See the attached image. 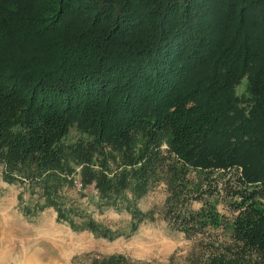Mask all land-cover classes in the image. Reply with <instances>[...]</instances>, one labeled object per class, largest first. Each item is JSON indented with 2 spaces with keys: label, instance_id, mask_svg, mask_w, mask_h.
Returning a JSON list of instances; mask_svg holds the SVG:
<instances>
[{
  "label": "trees",
  "instance_id": "obj_1",
  "mask_svg": "<svg viewBox=\"0 0 264 264\" xmlns=\"http://www.w3.org/2000/svg\"><path fill=\"white\" fill-rule=\"evenodd\" d=\"M197 5L210 7L205 19ZM176 10L177 0H0V155L14 158L13 177L41 181L39 210L55 202L59 217L107 239L133 232L135 201L156 172L169 190H181L190 170L200 179L235 174L229 240L201 237L184 260L264 264V0H181L180 27L168 20ZM152 24L155 32L138 39ZM71 128L81 135L67 144ZM163 143L171 162L148 174ZM107 155L120 156L112 177ZM76 169L85 186L96 185L99 206L124 203L127 229L83 223L60 189L74 185ZM182 199L166 202L179 228L221 226L213 200L183 210ZM206 244L218 248L204 261ZM84 264L137 262L113 254Z\"/></svg>",
  "mask_w": 264,
  "mask_h": 264
},
{
  "label": "rangeland",
  "instance_id": "obj_2",
  "mask_svg": "<svg viewBox=\"0 0 264 264\" xmlns=\"http://www.w3.org/2000/svg\"><path fill=\"white\" fill-rule=\"evenodd\" d=\"M180 2L181 0H177V10L168 19L175 24L174 27H180L183 23L181 11L178 10ZM166 8V1L160 9L152 8L155 10L153 11L155 15L152 18L160 17L161 19L163 17L161 13ZM193 8L205 10L206 12L202 13L204 19L205 14L210 11L208 9L210 7L199 5L193 6ZM173 9L174 5L169 12H173ZM152 10L146 11L145 7L142 13L145 16L152 15ZM214 16L215 14L210 13L206 17L207 24ZM165 18L167 19V17ZM206 20L200 25L202 29H205L207 25ZM154 25L141 31L137 29V38H144L149 35L147 33L153 34L155 32ZM132 27H139L138 23L134 22ZM79 135H81L79 131L71 128L64 142L73 143ZM166 147V144L163 143L161 146L162 157L158 156L152 161L148 174H151L155 168L162 169L171 162L172 158L168 157L165 152ZM9 158L11 160L8 159V156L0 155V264H84L92 258L113 254H123L137 264H195L184 260V256L195 245L200 246L199 238L202 237L204 241L212 242L229 240V231L223 224L231 221L236 213L229 203L230 195L227 190V185H236L233 183L235 174L213 173L208 179L203 177L200 179L193 170H190L186 174L188 182H185V186H182L181 190L175 186L174 189L169 190L164 174L156 172L147 192L135 201L138 213L136 215L137 224L133 232L130 235L107 239L95 236L88 229H77L81 227L82 222L75 223L74 218H72L73 222H70L59 217L55 202L46 201V207L39 210L43 207L38 206L36 202L39 191L41 192L39 186L41 181L13 177L9 173V169L11 165H14V158ZM106 160L105 173L112 177L121 169L119 166L120 156H117L114 162L110 155H107ZM160 162L163 165L160 166L158 164ZM78 169L74 175L73 186H70L67 181L60 184L64 200L78 206V213L84 218L83 223L86 220L95 219L104 226L127 229L131 215L124 209V203L121 209L99 206L96 203V200L99 199L96 185L89 183L85 186L78 177ZM6 176L12 177V180L7 179ZM68 179H70V174ZM169 196L186 198L177 204L183 210L189 207L197 210L207 200H213L219 213L221 226L216 229L206 228L204 232L189 229L187 233L174 223L173 214L168 213L166 202ZM260 199L264 201V195L260 196ZM39 202L41 204L43 201ZM204 247L206 248L203 249V254H200V257H203L205 261L209 253L216 250L218 245L211 247L206 244ZM198 262L201 263V261Z\"/></svg>",
  "mask_w": 264,
  "mask_h": 264
}]
</instances>
